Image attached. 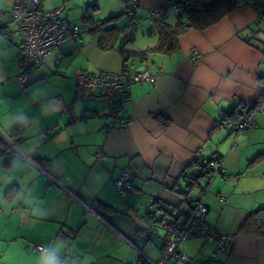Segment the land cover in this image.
Masks as SVG:
<instances>
[{
  "label": "crops",
  "instance_id": "1",
  "mask_svg": "<svg viewBox=\"0 0 264 264\" xmlns=\"http://www.w3.org/2000/svg\"><path fill=\"white\" fill-rule=\"evenodd\" d=\"M21 1L0 0L3 21ZM170 1L138 0L137 17ZM126 2L43 0V6L62 8V16L78 25L118 16L106 29L121 30L129 21ZM260 11L242 1L205 30L188 29L178 36L173 54H149L145 64L131 59L129 71L146 68L156 79L131 85L130 100L120 108L126 123L110 133L105 132V104L75 101L74 76L78 71L120 72L119 43L103 51L97 35L83 32L46 56L20 85L15 79L21 73L19 37L0 35V264H39L41 252L35 247L50 250L53 245L65 264H137L136 249L157 262L165 233L149 239L138 234L145 204L152 200L157 211L175 208L187 214L200 187L207 185L194 162L214 154L224 158L226 178L208 184L207 220L219 232L235 235V241L229 257L210 264H264V237L240 231L252 212L264 208V113L256 114L252 127L236 138L226 130V124L236 123L232 112L253 107L264 96ZM173 15L170 24L176 21ZM142 25L147 35L136 38L135 32L125 50L155 46L154 24ZM192 51L198 61L190 60ZM69 103L77 116L73 122L60 115ZM15 129L19 132L12 135ZM99 150L101 161L96 160ZM19 154L34 156L33 164ZM124 171L133 179L118 194L114 182ZM191 174L199 176L193 185ZM179 251L186 257L182 264H202L212 245L193 238Z\"/></svg>",
  "mask_w": 264,
  "mask_h": 264
},
{
  "label": "built area",
  "instance_id": "2",
  "mask_svg": "<svg viewBox=\"0 0 264 264\" xmlns=\"http://www.w3.org/2000/svg\"><path fill=\"white\" fill-rule=\"evenodd\" d=\"M214 3L215 0H171L164 6L148 11L143 20H133L130 26L120 33L119 42L123 44L131 38L146 21L164 20L172 13L179 16L185 10L205 11ZM129 8L130 11H139L138 0H131ZM62 13L63 9L60 7L45 9L43 0H22L13 5L7 12V21H3L4 14L0 13L1 37L10 40L13 34H17L20 40L18 52L21 73L15 77L20 85L26 84L30 72L41 66L46 56L59 51L65 43L80 39L81 34L88 30L85 25L69 22L62 16ZM240 38L248 39L250 37L240 35ZM189 58L191 61H198L200 56L196 51H192ZM155 79L156 76L146 68L131 72L124 64L118 73L78 71L74 76L75 101L105 104L107 107L106 116L109 119L105 132H115L126 123L121 116L120 108L130 100L131 85L152 84ZM258 113H264V96L258 100L255 106H246L240 109L241 119L235 124H226L228 134L236 138L242 132L250 129L253 125L252 120ZM60 115H66L71 122L77 120L73 103L65 105ZM54 130L55 127L51 128V131ZM42 136L46 137V134L43 133ZM19 157L27 163L33 164L34 156L27 157L19 154ZM96 160H102L100 150L96 152ZM223 160L224 158L217 154L206 159L195 160V165L201 170L209 171V174L205 177L207 185L200 187L197 200L190 206L187 214H182L178 209H173L170 213L157 212L152 200L145 204L144 226L138 234L149 239L161 230L169 239V243L157 262H151L139 249L135 248L139 256L137 264H182L186 257L179 251L180 244L193 238H202L212 245L208 261L202 264H210L219 256L229 257L231 255L235 235L221 233L208 222L209 209L203 201L208 192V184L216 177L226 178L222 168ZM198 177L196 174H191L189 176L190 184H195ZM132 179L131 172H122L114 182L116 192L123 193L129 187ZM218 197L221 200L225 199L220 195ZM35 249L43 253L46 248L36 246Z\"/></svg>",
  "mask_w": 264,
  "mask_h": 264
},
{
  "label": "trees",
  "instance_id": "3",
  "mask_svg": "<svg viewBox=\"0 0 264 264\" xmlns=\"http://www.w3.org/2000/svg\"><path fill=\"white\" fill-rule=\"evenodd\" d=\"M131 0H127L126 9L124 15L129 19L126 28L118 30L113 27L106 29V25L113 23L118 18H111L106 21H94L88 19L85 26L88 27L89 32L98 36V47L103 51L112 50L118 44V51L123 58V64L127 66V63L131 59H138L141 64H145L148 61L149 54H163L171 55L177 51V37L182 35L188 29H194L197 31L205 30L206 28L214 25L220 21L224 16L229 14L235 8H237L242 1L251 3L258 9H264V0H215V3L205 11H190L185 10L181 15L176 17L174 24H169L164 20L151 21L154 24V30L152 33L157 36V42L154 47L139 51H128L125 50L127 43L133 40L134 35L125 41L123 44L119 42V35L122 31L127 29L133 20H143L144 18H138L137 14L139 11H130L129 3ZM264 12V11H260ZM139 29V28H138ZM137 29V30H138ZM136 30V31H137ZM242 108V107H241ZM240 108V109H241ZM240 109L236 112H232L229 116H234L236 123L241 119ZM19 130L15 129L11 132L12 135L18 133ZM203 176H207L209 171L201 170ZM192 185V184H190ZM175 209V208H174ZM173 210V209H172ZM157 211V209H156ZM157 212H162L158 209ZM170 211L162 213H170ZM241 232L248 233L256 237H264V208L252 212L246 221L243 223L240 229ZM169 243V239L165 236L164 245L161 247V255L165 252V249Z\"/></svg>",
  "mask_w": 264,
  "mask_h": 264
},
{
  "label": "clouds",
  "instance_id": "4",
  "mask_svg": "<svg viewBox=\"0 0 264 264\" xmlns=\"http://www.w3.org/2000/svg\"><path fill=\"white\" fill-rule=\"evenodd\" d=\"M20 121L27 126V120L23 117L19 118ZM39 264H65V261L61 258V250L58 246H51L50 250L45 249L40 254Z\"/></svg>",
  "mask_w": 264,
  "mask_h": 264
},
{
  "label": "rangeland",
  "instance_id": "5",
  "mask_svg": "<svg viewBox=\"0 0 264 264\" xmlns=\"http://www.w3.org/2000/svg\"><path fill=\"white\" fill-rule=\"evenodd\" d=\"M173 14H175V13H173ZM173 14H171L166 20L169 22V24L170 23H173V21H174V15ZM147 28H145L143 25L136 31L137 32V37L136 38H140L141 36H142V34H146L147 35V32L145 31ZM136 34V33H135ZM185 244H187V243H185ZM185 244H183L182 245V248H183V246L185 245Z\"/></svg>",
  "mask_w": 264,
  "mask_h": 264
}]
</instances>
